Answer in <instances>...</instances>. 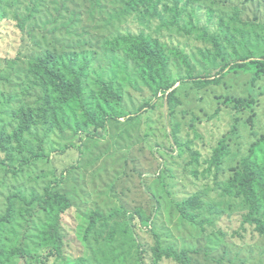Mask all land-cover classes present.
Masks as SVG:
<instances>
[{"label": "rangeland", "instance_id": "rangeland-1", "mask_svg": "<svg viewBox=\"0 0 264 264\" xmlns=\"http://www.w3.org/2000/svg\"><path fill=\"white\" fill-rule=\"evenodd\" d=\"M35 1L19 0L22 15ZM38 1L33 14L24 16L23 29L18 21H0V133L15 131L21 108L51 115L46 85L32 72L35 60L48 52L74 54L87 63L86 87L96 91L100 77L111 82L125 111L135 115L144 103L152 107L96 131L91 127L90 137L78 131L74 122L82 111L70 103L63 113L71 127L34 125L8 153L0 152V215L10 196L27 201L14 199L13 220L0 226V264H177L155 261L157 236L163 248L187 251L190 264H264V241L243 224L246 208L228 181L238 160L264 136V76L252 71L220 76L223 61L198 36L204 25L217 34L216 25L234 22V6L242 22L264 23V0H200L193 17L183 19L199 29L191 36L167 24L176 13L168 6L184 0H153L159 6L150 18L139 14L143 0L136 12L127 11L130 0ZM127 34L156 41L170 90L155 96L131 48H105L106 40ZM256 57H264V50ZM190 77L218 81L202 86ZM172 90L179 101L175 115L168 103ZM238 99L245 100L243 107ZM223 138H228L224 164L208 172ZM7 154L13 164H4ZM47 186L72 202L62 219L60 259L47 256L40 239L47 213L31 204ZM191 199L201 204L196 217L205 222L203 229L177 211V203Z\"/></svg>", "mask_w": 264, "mask_h": 264}, {"label": "trees", "instance_id": "trees-1", "mask_svg": "<svg viewBox=\"0 0 264 264\" xmlns=\"http://www.w3.org/2000/svg\"><path fill=\"white\" fill-rule=\"evenodd\" d=\"M143 1V10H141L142 13L139 11V14L150 18L152 13L157 11L159 4L153 0ZM140 2L141 0H130L127 3V11L136 12L141 6ZM181 3L168 6L169 11L176 13L172 17H167V24L170 27H176L184 31V35L191 36L197 33L199 29L196 28L194 23L188 27L183 19L184 17H193L200 0H184L182 6ZM19 4V0H0V21H18L19 27L23 29L24 16L26 14L32 15L39 5V1H35L33 8L29 9V12L25 15H22V10L18 7ZM233 8L235 10L234 22H226L225 24L222 21L216 25V30L220 31L217 34L209 31L210 25L203 24L204 26L199 30V39L214 49V52L223 61L218 69L220 76L252 71L255 76L262 77L264 76V57L260 58L256 55L259 50H264V35L260 33V28L264 32V23L256 25L251 22H242L239 19L241 9L235 6ZM188 11L189 14L187 15ZM224 26H226V30L222 31L221 29ZM112 39V41H105V48L117 50L121 44H124L134 50L137 63L145 65L143 76L148 78L155 96L173 87L169 83L166 64L162 59L161 52L157 44H153L156 41L153 42L151 37L145 34H127L116 35ZM88 70V64L83 60L79 62L78 57L74 54L64 56L48 52L38 57L33 64L32 72L40 75L46 85L45 99H47V102L48 100L52 102L50 104L52 113L51 115L46 113L42 117H38L35 110L21 108L16 114L17 127L15 131L11 134L7 132L0 133V152L8 153L12 143L21 142L23 136L30 132L34 125L50 126L61 130L71 127V118L66 117L63 113L70 103L75 104L82 111V117L74 122L78 126V131L84 132L90 137L95 136L90 131L91 127H94L96 131L99 128L106 127L109 121L118 122L122 118H131L152 107L150 103H144L135 115L125 111L121 106V93L114 88L111 82H107L100 77L98 78L96 91L86 87V73ZM192 79L202 86L213 85L218 81L217 78L209 77ZM89 94L91 95L87 96ZM244 102V99H238V106L243 107ZM168 103L171 113L175 115L179 105L176 90L168 93ZM249 123L253 125L252 119L249 120ZM175 133L178 134L176 128ZM227 142L228 138H223L218 146L214 148L213 156L208 160V172L213 168L221 169L224 164L223 159L227 154ZM8 159L13 160L9 154H7ZM11 160H8L9 162L5 161L4 164H13L10 162ZM25 161L24 158L23 163ZM260 161L264 162V136L254 142L249 152L238 160V165L231 170L232 174L228 177V181L232 186L233 197L241 199L246 208L243 224L253 226L259 237L264 241V168L262 169ZM21 196H10L8 198L6 212L0 215V226L13 220L14 199L20 198L22 201L27 202ZM36 203L47 213V220L40 229L42 246L48 251V257L63 258L65 254V234L62 219L66 212L72 208V202L67 195L56 191L51 186H47L42 196L38 195L32 199L31 204ZM176 208L187 221L198 225L201 229L204 228L205 222L198 221L197 217L199 215H196V210L201 208L199 201L191 199L189 202L177 203ZM157 238L158 246L154 250L156 262L167 259L173 260L177 264H190L187 251L177 252L172 246L163 248L160 237L157 236ZM21 252L19 250V253ZM3 254L4 250L0 249V259H2L1 255Z\"/></svg>", "mask_w": 264, "mask_h": 264}]
</instances>
